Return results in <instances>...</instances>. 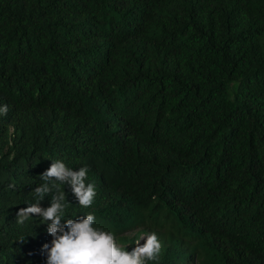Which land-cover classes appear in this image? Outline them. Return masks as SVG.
Returning <instances> with one entry per match:
<instances>
[{"label": "trees", "instance_id": "obj_1", "mask_svg": "<svg viewBox=\"0 0 264 264\" xmlns=\"http://www.w3.org/2000/svg\"><path fill=\"white\" fill-rule=\"evenodd\" d=\"M4 106L0 264H46L16 213L55 160L95 186L65 219L154 232L147 264H264V0H0Z\"/></svg>", "mask_w": 264, "mask_h": 264}, {"label": "clouds", "instance_id": "obj_2", "mask_svg": "<svg viewBox=\"0 0 264 264\" xmlns=\"http://www.w3.org/2000/svg\"><path fill=\"white\" fill-rule=\"evenodd\" d=\"M7 111V106L0 107V114L6 115ZM87 174L86 166L73 170L60 160L52 161L40 176L43 183L33 190L37 203L16 213L19 223L38 216L42 218V224H47V232L52 239L43 245L46 264H147L148 261H155L162 245L154 232L141 236L135 247L127 251L116 243L113 233L95 227L94 214L65 219L69 203L60 185H70L79 205L90 207L96 192L93 184L85 183ZM53 189H56L55 194H52ZM50 194V206L42 208L40 202ZM141 240L144 242L141 243Z\"/></svg>", "mask_w": 264, "mask_h": 264}, {"label": "rangeland", "instance_id": "obj_3", "mask_svg": "<svg viewBox=\"0 0 264 264\" xmlns=\"http://www.w3.org/2000/svg\"><path fill=\"white\" fill-rule=\"evenodd\" d=\"M145 235H142V237H144ZM144 241L143 240H141V243H143Z\"/></svg>", "mask_w": 264, "mask_h": 264}]
</instances>
